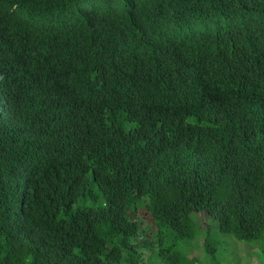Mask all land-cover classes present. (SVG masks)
<instances>
[{
  "label": "trees",
  "instance_id": "trees-1",
  "mask_svg": "<svg viewBox=\"0 0 264 264\" xmlns=\"http://www.w3.org/2000/svg\"><path fill=\"white\" fill-rule=\"evenodd\" d=\"M207 214L264 256V0H0V264H198Z\"/></svg>",
  "mask_w": 264,
  "mask_h": 264
},
{
  "label": "rangeland",
  "instance_id": "rangeland-1",
  "mask_svg": "<svg viewBox=\"0 0 264 264\" xmlns=\"http://www.w3.org/2000/svg\"><path fill=\"white\" fill-rule=\"evenodd\" d=\"M143 211L139 210L138 216L140 219V223H142V227L145 228L146 231L154 230L155 228L150 223L151 221L148 218H144ZM204 212V211H203ZM212 223V222H211ZM209 224V220L205 215H203L201 219V223L199 231V237L194 238L192 242L188 244L184 243L185 250H188L187 255L189 257H196L198 259V264H264V256H262L261 251L259 250L260 241H249L242 242L239 240H235L233 236L225 235L221 233L224 240L226 241L221 250H219L218 254L211 261L207 259L206 252L203 247V231L206 226L212 227L214 229L215 226L213 224ZM152 238V237H151ZM151 251L149 249L143 252V256L141 257V264H160L157 261L158 257L151 258Z\"/></svg>",
  "mask_w": 264,
  "mask_h": 264
},
{
  "label": "clouds",
  "instance_id": "clouds-1",
  "mask_svg": "<svg viewBox=\"0 0 264 264\" xmlns=\"http://www.w3.org/2000/svg\"><path fill=\"white\" fill-rule=\"evenodd\" d=\"M207 215H208V214H207ZM206 217H207L208 220H210V216H209V215L206 216ZM213 226H215L213 230H217V229H218L217 225H213ZM235 240H236V239H235Z\"/></svg>",
  "mask_w": 264,
  "mask_h": 264
}]
</instances>
